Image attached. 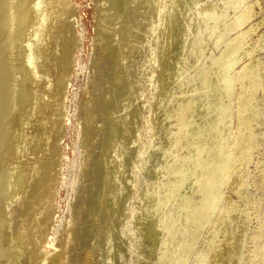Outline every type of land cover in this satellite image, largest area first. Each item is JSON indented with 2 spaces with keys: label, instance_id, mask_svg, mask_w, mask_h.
<instances>
[{
  "label": "rangeland",
  "instance_id": "rangeland-1",
  "mask_svg": "<svg viewBox=\"0 0 264 264\" xmlns=\"http://www.w3.org/2000/svg\"><path fill=\"white\" fill-rule=\"evenodd\" d=\"M63 2L2 54L35 117L16 108L0 264H264V0Z\"/></svg>",
  "mask_w": 264,
  "mask_h": 264
},
{
  "label": "bare ground",
  "instance_id": "bare-ground-1",
  "mask_svg": "<svg viewBox=\"0 0 264 264\" xmlns=\"http://www.w3.org/2000/svg\"><path fill=\"white\" fill-rule=\"evenodd\" d=\"M30 4H32V7H29L30 6ZM46 6V7H44V5ZM43 5V6H42ZM47 6H48V9H49V11H51V13H49V17H46V15H45V12L43 13H40L39 12V10L41 9L42 11L43 10H46V11H48L47 10ZM40 7V8H39ZM44 7V8H43ZM31 8H33L34 10H32ZM39 8V9H38ZM46 8V9H45ZM64 8V2H63V0H54L52 3L50 2V0H0V235H1V233H5L4 231H6L5 229L7 228V229H9L10 228V225H9V221H8V217H7V210H6V206H8V202H9V200L10 199H12V197L15 195V194H19V193H21V192H19V191H17L16 189L18 188L16 185V189H14V184L17 182V180H16V182H15V175L16 174H14V169L17 167V166H13V164H14V162L12 163V161L14 160V159H19V154H18V150H19V148H20V144L22 143V141H23V139L22 138H24V136H25V134L23 133L24 131H23V129H22V131H21V133H23L24 135H19V137L21 136V141L17 144L15 141V139L14 138H18V137H15L14 135V133L15 132H17V131H13V127H16V126H14L15 125V123H16V121H15V116L17 115L16 114V108L18 107V105H17V107H16V101H15V98H16V96L18 97V95H16L17 94V92H20L21 93V91L22 90H24V91H27V87H29V85H31L32 83V81H30V84H29V80H27L28 81V86L26 87V88H24V89H22L21 91H18L20 88H19V81L21 82V80H18L17 79V81H18V83H16V84H14L15 82V80L13 81V79L11 80L10 78H9V76H8V72L7 71H9L10 72V70L9 69H13V68H9L7 71H6V68L4 67L6 64H5V62L2 60V57H5V56H2V54L4 53V51H5V53L7 54V52L9 51V52H11V50H14L13 48H14V42L18 39L17 37H16V35H14V33H16V28L17 27H21L22 26V30L21 31H19L20 29L19 28H17V29H19L18 31L23 35V33H25V32H29L30 34H32V31H33V29H34V27H36L37 28V30L32 34V35H30V37L29 38H32L33 36H34V38H32V40L31 41H29V42H27V40L25 41L24 40V38H23V40L24 41H22V44L21 45H23V42L25 43V42H27V43H25L26 44V46L28 47H26L27 49H25L26 50V53H27V56L29 55V56H31V55H33V52L32 51H34L35 49H36V46H41V42L40 43H38L37 45H36V43L37 42H39V40H38V38H39V36H40V34L42 33L41 31L43 30H41L40 31V29L43 27V25H44V23L45 22H47L49 19H50V17L52 18L51 20H55L56 19V13L58 12V11H61L62 9ZM31 10H32V12H34L35 11V14H37L36 12H38V13H40V14H38V16L37 15H35L34 17L32 16H30L31 15ZM31 12V13H30ZM30 13V14H29ZM48 13H46V14H48ZM29 14V15H28ZM48 16V15H47ZM254 16V14H253V11L251 10V9H249L247 12H245V13H243L239 18H237V20H236V23H235V26L237 27V28H240L241 26H243L244 24H246V23H248L251 19H252V17ZM51 22V21H50ZM46 24V23H45ZM58 27V26H57ZM235 28V27H234ZM25 29V30H24ZM236 29V28H235ZM23 31V32H22ZM19 33V35L21 36V34ZM247 32H245V33H242V34H239V37H243L245 34H246ZM26 34V33H25ZM67 34V33H66ZM70 34V33H69ZM248 34V33H247ZM18 35V37H20ZM28 35V34H27ZM51 35V34H50ZM49 35V36H50ZM25 36V35H24ZM49 36H48V38H49ZM68 36V35H67ZM21 37H23V36H21ZM16 38V39H15ZM51 38V40H52V37H50ZM20 39V38H19ZM26 39V38H25ZM47 38H45V40H46ZM95 39V38H94ZM44 40V41H45ZM96 40V39H95ZM95 40H93V41H95ZM48 41V40H47ZM47 41H45V43H47ZM50 41V40H49ZM71 41H73V40H71ZM99 41V40H98ZM18 42H20V41H18ZM53 42H54V40H53ZM17 43V42H16ZM21 43V42H20ZM42 43H43V41H42ZM45 43H43V44H45ZM48 43H51V41L50 42H48ZM96 43V42H95ZM19 44V43H18ZM94 44V43H93ZM35 45V47H33ZM47 44H45V46H46ZM52 45V44H51ZM50 45V46H51ZM95 45V44H94ZM17 47H15V49L17 48V49H19L18 48V46L19 45H16ZM48 46V45H47ZM53 46V45H52ZM23 47H25V46H23ZM23 47H21L20 46V48H23ZM43 47V46H42ZM47 48H50V47H47ZM47 48H44L43 47V49H45V51H47L48 49ZM16 49V51L18 52V50ZM24 49H23V51H24ZM30 50V53L31 54H28L29 53V51H27V50ZM39 49V48H38ZM8 50V51H7ZM20 50V49H19ZM37 50V49H36ZM40 50V49H39ZM15 51V50H14ZM14 51H12L13 53H14ZM21 51V50H20ZM19 51V52H20ZM56 51H57V53L59 52V50H58V48L56 49ZM11 52V53H12ZM25 52V51H24ZM36 52V51H35ZM35 52H34V54H35ZM41 52H42V48H41ZM11 53H8V54H10V56H11V58L13 57L12 55H11ZM45 53V52H44ZM43 53V54H44ZM47 53H48V51H47ZM47 53H46V55H47ZM7 54V55H8ZM16 54V53H15ZM15 54H13V55H15ZM18 54V53H17ZM16 54V55H17ZM20 54V53H19ZM39 54V53H38ZM42 53H40V55H41ZM3 55H5V54H3ZM6 55V56H7ZM21 56L22 55H24L23 53H21L20 54ZM49 55V54H48ZM47 55V58H46V60L48 59V57H50L51 58V56H48ZM21 56H16L17 58H19V57H21ZM25 56V55H24ZM44 56H45V54H44ZM60 55H58V57H59ZM41 57H43V56H40V58ZM57 57V62L59 61L58 59H60V57L58 58ZM8 58V57H7ZM10 58V57H9ZM8 58V59H9ZM10 58V59H11ZM14 58H15V56H14ZM13 58V59H14ZM22 58H23V56H22ZM29 59H27L28 61L27 62H31L32 60L30 59L31 57H28ZM4 60H5V58H3ZM33 59H34V57H33ZM17 59H15V61H16ZM19 61L21 60V58L20 59H18ZM26 59H24V61H25ZM41 60H45V59H43V58H41ZM45 60V61H46ZM62 60V59H61ZM65 60V59H64ZM9 61V60H8ZM7 60H6V62H8ZM14 61V60H13ZM44 61V62H45ZM69 60H67V62H68ZM10 62L11 63H15V62H12L11 60H10ZM21 63H22V60L20 61ZM33 62H35V60H33ZM33 62H31L30 64H32ZM61 62L62 61H60V64H61ZM64 62V61H63ZM62 62V64H65V62L63 63ZM18 63V62H17ZM20 63V64H21ZM26 63V62H25ZM47 63V62H46ZM70 62H68V64H69ZM61 64V65H62ZM8 65H10V64H8ZM12 65V64H11ZM10 65V66H11ZM25 65V67L24 68H27L26 70L28 71V67H26V66H28V65H26V64H24ZM23 65V66H24ZM57 65V67H55L54 69H56V68H59V65L58 64H55V66ZM9 66V67H10ZM15 66V65H14ZM17 66H19V65H17ZM22 66V65H21ZM32 66V65H31ZM47 66H49V65H47ZM62 66H64V65H62ZM62 66H60V67H62ZM67 66V64L65 65V67ZM69 66H72V65H68V67ZM13 67V66H12ZM16 67V66H15ZM19 68H20V70H21V67H18V70H19ZM45 68H47V67H45ZM16 69V68H15ZM15 69H13V70H15ZM32 69H33V67H32ZM48 69H50V67H48ZM63 69H64V67H63ZM62 68L60 69V70H63ZM67 69H70V68H67ZM47 70V69H46ZM50 70H52V68L50 69ZM50 70H47V72L45 71V70H42V72L43 71H45V74H48V71H50ZM59 70V69H58ZM66 70V69H65ZM26 71V72H27ZM33 71H34V69H33ZM52 71H54V70H52ZM67 71V70H66ZM66 71H64L65 72V74L67 73L68 74V72H66ZM14 72V71H13ZM13 72H11V73H13ZM16 72V71H15ZM13 73L14 75H16V73ZM19 72V71H18ZM17 72V74H19ZM29 72V71H28ZM27 72V73H28ZM55 72V71H54ZM54 72H51L52 74L54 73ZM22 73H25V72H21V75H22ZM30 73L32 74H35L34 72H32L31 71V69H30ZM58 73H59V71H58ZM57 73V74H58ZM12 74V75H13ZM29 75L30 77L33 75ZM43 74V73H42ZM55 74V73H54ZM9 75H11V74H9ZM20 75V74H19ZM19 75H17V76H19ZM49 75V74H48ZM51 75V74H50ZM58 75H60V74H58ZM56 76V77H59V76ZM63 75H64V73H63ZM62 75V76H63ZM16 76V77H17ZM23 76V75H22ZM25 76H28V75H25ZM35 76H37L38 77V75L37 74H35L34 75V77ZM52 76H54V75H52ZM52 76H50V77H52ZM65 76H67V75H65ZM10 77H12V76H10ZM14 77V76H13ZM30 77H24V79L26 78H30ZM20 78H23V77H20ZM49 78V77H48ZM66 78V77H65ZM36 79H38V78H36ZM52 79V78H51ZM50 79V80H51ZM57 79V81H58V78H55V80ZM61 79V78H60ZM32 80H33V78H32ZM34 80H35V78H34ZM33 80V81H34ZM54 80V81H55ZM62 80V79H61ZM16 81V82H17ZM24 81V80H23ZM23 81H22V83H23ZM47 82H48V80H46ZM45 81V82H46ZM57 81H55L54 83H56ZM53 82V81H52ZM51 82V83H52ZM21 83V84H22ZM49 83H50V81H49ZM50 83V84H51ZM58 83V82H57ZM60 83L62 84V82H60L59 81V85H60ZM18 84V90H17V92H16V94H14L15 93V91H14V87H17L16 85ZM26 84V83H25ZM25 84H23V85H20V86H22V87H24L25 86ZM47 84V83H46ZM57 84V85H58ZM15 85V86H14ZM33 85V84H32ZM59 85H58V87H59ZM63 85V84H62ZM47 86V85H46ZM49 87L51 86V85H48ZM47 86V87H48ZM53 87V86H52ZM58 87H56L57 89H58ZM62 87H64V86H62ZM61 86L59 87V88H62ZM33 88H35L34 86H33ZM32 87H31V90L33 89ZM51 88V87H50ZM66 88V87H65ZM64 88V89H65ZM15 89H17V88H15ZM47 89H49V88H47ZM52 89H54V88H52ZM29 90H30V88H29ZM28 90V91H29ZM51 89H49V91H50ZM56 90V89H55ZM54 90V91H55ZM62 90V89H61ZM34 91V90H33ZM44 91H46V90H43V94H44ZM58 91V90H57ZM51 92L53 93V91L51 90ZM51 92H49V93H51ZM59 92V91H58ZM63 92H65V91H63ZM62 91H60V93L62 94L63 93ZM19 93V94H20ZM24 93V92H23ZM23 93L21 94V95H23ZM29 93V92H28ZM32 93H34V92H32ZM49 93H48V95H49ZM51 93V94H52ZM35 94V93H34ZM34 94H33V102H34ZM43 94L41 95V96H43ZM45 94H47L46 92H45ZM50 94V95H51ZM54 94H57V92L56 93H54ZM53 94V95H54ZM60 94V95H61ZM28 95H32V94H28ZM27 95V96H28ZM36 95V94H35ZM48 95H44L45 97H47ZM59 95V94H58ZM63 95L65 96V94H62V96L61 97H63ZM20 96V95H19ZM25 96V94L22 96V97H24ZM26 96V97H27ZM40 96V97H41ZM25 97V98H26ZM29 97V96H28ZM49 97V96H48ZM56 97V95H54V98ZM58 97V96H57ZM60 97V99L61 100H64V97H63V99ZM21 98V97H20ZM20 98H17L18 100L20 99ZM30 98H32L31 96H30ZM29 98V99H30ZM35 98H37V96H35ZM50 98H52V96H50ZM54 98H52V99H54ZM16 99V100H17ZM24 99V98H23ZM28 98L27 99H25L26 101H28L29 100ZM41 99V98H40ZM39 98H38V100L39 101H42V99H43V97H42V99L40 100ZM60 99H58V100H60ZM20 100H22V98L20 99ZM19 100V101H20ZM25 100H23V101H21L20 103L22 104V102H23V106H24V101ZM36 100L37 99H35V102H36ZM57 100V101H58ZM25 101V103L27 104L28 102H26ZM29 101H31V100H29ZM39 101H37L36 103H35V105H37V106H39L40 105V103H39V105H38V102ZM44 101H45V98H44ZM16 102V103H15ZM46 102L47 101H45V102H41V104L42 103H45L44 105H46ZM50 102V101H49ZM49 102H48V104H49ZM53 100H52V103L51 104H53ZM31 103H32V101H31ZM30 103V104H31ZM56 103V102H55ZM59 103V102H58ZM62 103H64V101L62 102ZM61 103V104H62ZM18 104V103H17ZM25 104V105H26ZM33 104V103H32ZM32 104H31V106H32ZM50 104V105H51ZM29 105V104H28ZM28 105H26V106H28ZM43 105V104H42ZM50 105H49V107L48 108H50ZM57 105H59V104H57ZM20 106V105H19ZM26 106H24V107H18V108H20L21 110H23V109H25V107ZM36 106V107H37ZM52 106V105H51ZM61 105H59V107H60ZM29 107V106H28ZM41 107H43V106H41ZM52 107H54V106H52ZM62 107V106H61ZM29 108H31V107H29ZM47 107H43V109H45V110H47L48 112H49V110L51 111V109L53 110V111H56V109L54 110L53 108H50V109H48ZM27 109V108H26ZM34 109L35 108H31V110H30V112L29 113H27L26 114V116L29 118L30 117V119H31V111L33 112L34 111ZM37 109H40V106H39V108H37ZM42 109V110H43ZM58 109H60V110H62L63 108H58ZM57 109V110H58ZM21 110H19V111H21ZM41 110V109H40ZM39 110V111H40ZM60 110H59V112H54V114H51L50 112V114H51V116L52 115H54L55 116V113L56 114H58L59 116H61V113L62 112H60ZM44 111V110H43ZM43 111H42V113H43ZM46 111V112H47ZM53 111H51V112H53ZM22 112V111H21ZM24 112V111H23ZM22 112V113H23ZM21 113V114H22ZM24 114V113H23ZM41 114V113H40ZM39 114V115H40ZM18 115H20V112H19V114ZM37 115H38V112H37ZM42 115V114H41ZM41 115H40V117H41ZM46 115H48V113H46ZM65 115V114H64ZM22 116V115H21ZM24 116H25V114H24ZM26 116H25V118H26ZM43 116L45 117V113H43ZM42 116V117H43ZM50 116V115H49ZM19 117V116H18ZM33 117H35V115H34V112H33ZM37 117V116H36ZM39 117V118H40ZM43 117V118H44ZM47 117V116H46ZM61 117H63V116H61ZM61 117H60V119H61ZM21 118V117H20ZM20 118H19V120H20ZM28 118L27 119H23V121H29L28 120ZM38 118V119H39ZM52 118H54L53 116H52ZM57 118H58V116H56L55 117V120L58 122V120H57ZM33 119V118H32ZM35 119V118H34ZM41 119V118H40ZM39 119V120H40ZM47 119V118H46ZM59 119V118H58ZM60 119H59V121H60ZM17 120V119H16ZM21 120H22V118H21ZM42 120V119H41ZM40 120V121H41ZM43 120H45V118L43 119ZM32 121V120H31ZM34 121V120H33ZM50 121H51V119H50ZM49 121V122H50ZM30 122V121H29ZM42 122V121H41ZM46 122V121H45ZM55 122V121H54ZM56 122V123H57ZM18 123V122H17ZM17 123H16V125H17ZM19 123H22L21 121L19 122ZM51 123H53V121H51L49 124H51ZM23 124H24V122H23ZM43 124V123H42ZM48 124V123H47ZM54 124V123H53ZM52 124V125H53ZM25 126H27L26 124H24ZM46 125V124H45ZM18 126V125H17ZM20 126H22V124L20 125ZM20 126H18V128L20 127ZM41 126V125H40ZM39 126V127H40ZM43 126V125H42ZM49 126V125H48ZM38 127V129L39 130H43L45 127H43V129H41L42 127H40L39 128ZM50 127H51V125H50ZM53 127V126H52ZM51 127V128H52ZM18 128H17V130H18ZM21 129V128H20ZM24 129H27V128H24ZM49 129V128H48ZM19 131V132H20ZM26 131V130H25ZM27 132V131H26ZM58 132V131H57ZM18 133V132H17ZM16 133V134H17ZM21 133H19V134H21ZM37 133V132H36ZM38 133H40V131L38 132ZM38 135V134H37ZM41 135V134H40ZM39 135V136H40ZM15 140V141H14ZM20 139H18L17 141H19ZM17 144V146H19V147H16L15 145ZM17 151V152H16ZM16 153H17V156H16ZM18 160H16V162H17ZM16 164V163H15ZM14 164V165H15ZM21 164V163H20ZM23 165V164H22ZM60 165V164H59ZM12 166V167H11ZM27 168V167H26ZM19 168H17V170H18ZM20 175V174H19ZM24 176V175H23ZM29 176V175H28ZM25 181V180H24ZM28 181V180H27ZM20 184V183H19ZM23 184V183H22ZM20 186V185H19ZM25 186V185H24ZM21 188H23V187H21ZM21 188H18V189H21ZM26 188V187H25ZM20 191H22V189L20 190ZM50 200H48V202H49ZM50 203H52V202H50ZM49 207H51V206H49ZM50 208H48V210H49ZM50 211V210H49ZM47 213V212H46ZM43 222V221H42ZM45 229H46V227H45ZM42 233V236H41V234H40V237L41 238H43V239H41L43 242L45 241V239H46V244H45V247H46V245H47V243H48V235H46V236H44L43 235V232H41ZM66 233H67V231H66ZM1 238V237H0ZM9 238V237H8ZM23 236L21 235V238H20V240H22V245H23ZM18 240V239H17ZM20 243V242H19ZM0 244H1V241H0ZM2 245V244H1ZM0 245V246H1ZM17 245V244H16ZM21 245V244H20ZM21 245V246H22ZM44 247V249L43 250H45L46 251V254L47 255H49V250H47L46 248ZM2 248L3 247H1V250H2ZM15 248V247H14ZM25 248H26V244L25 245H23V248L21 247V250L23 251V250H25ZM49 248V247H48ZM9 249H11V247L9 248ZM8 249V250H9ZM0 250V251H1ZM20 250V249H19ZM1 252H3V251H1ZM9 253V252H8ZM1 255V254H0ZM2 256V255H1ZM63 256V255H62ZM51 256H48L47 258H49L50 260H53V259H51L50 258ZM53 258V257H52ZM8 259V258H7ZM62 259H64V258H62ZM52 262V261H51ZM2 264V263H1Z\"/></svg>",
  "mask_w": 264,
  "mask_h": 264
}]
</instances>
